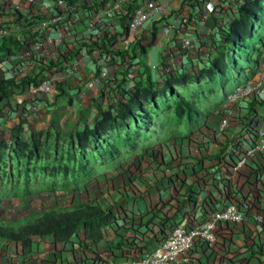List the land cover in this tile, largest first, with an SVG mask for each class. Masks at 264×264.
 <instances>
[{
	"label": "trees",
	"instance_id": "trees-1",
	"mask_svg": "<svg viewBox=\"0 0 264 264\" xmlns=\"http://www.w3.org/2000/svg\"><path fill=\"white\" fill-rule=\"evenodd\" d=\"M64 1L68 5L77 3L81 9L96 11L102 9L110 0H102L100 4L91 1L90 7L86 0ZM137 1L127 0L122 7L119 24L125 33L126 20ZM201 2L203 0H185V3L195 11L201 10L199 6ZM263 4L264 0H245V4L239 6L236 12L229 16L224 28L216 27L218 35L212 36L211 47H204L207 49L206 52H199L194 62L189 59L188 64L180 68L176 62H172L175 58L177 60L181 58L176 40L177 50L162 58L154 67V71L144 60L148 47L142 45L141 41L135 43L129 51L107 52L118 56L125 70L119 75L114 72V80H109L114 83L111 104L101 113L91 129L85 128L62 136L58 132L33 130L27 122L20 119L4 137L0 136V199L24 198L39 193L42 189L54 191L56 187L66 188V184L60 183L52 187L47 186L46 180L54 177H60L64 181L78 180L81 176L91 175V170L97 165L93 158L110 162L118 157L119 161L116 164L118 167L132 155L144 154L150 149L166 145L173 138H181L183 134L188 136L199 131L206 118V113L201 111L200 99H203L205 109L215 101V95L211 94L215 90L205 89L203 83L212 84L209 76L223 72V68L232 64L231 57H234L233 65L237 72L240 73V70L245 74V68L237 67V58L251 59V54L257 48L254 42L248 40L254 39L256 35L255 39L260 43L264 37L261 35V29H264ZM188 16L192 18V13L189 12ZM22 18L25 20L19 14L16 23L20 25ZM197 27L188 30L186 22H179L177 31L195 35L199 39ZM19 36L24 40L32 38L36 42L40 34L32 29L20 28ZM198 41L206 45L204 41ZM24 47L25 42H20L15 36L2 37L0 57L16 55ZM98 47L101 48L99 45ZM75 56L76 52L70 56L63 54L59 59L47 61L37 72L20 79L5 77L0 80V99H8L16 91L27 94L31 102L28 112H31L30 115L33 114V103L41 97L31 94L30 88L38 85V80L45 70L52 69L57 63H69L67 59L72 60ZM197 61L201 65L199 70L195 69ZM112 68L113 65L111 71ZM194 85L197 87L191 90ZM194 116L200 118L195 126ZM189 124L191 126L187 129ZM48 135L52 136L54 143H48ZM63 139L66 141L64 148H59L55 141L63 142ZM114 140L115 144L109 145ZM46 143V153L52 154L48 166L41 163V159L45 157L41 149ZM157 143L161 144L155 145ZM73 146L74 151L71 149ZM78 152L80 154L82 152L81 157H78ZM60 155L65 156V161L59 163ZM82 155H89L92 159L85 162ZM67 162H72V166L69 167ZM85 167L88 169L87 174H79V169ZM168 219L163 217L160 221L165 223ZM113 220L111 210L102 208L97 201H91L73 207L33 212L15 219L0 217V239L21 244L25 253L30 250L32 239L35 237L51 236L55 243H66L82 228L84 239L90 243H97L102 240L103 229ZM123 242L124 240H118L113 246L114 250L117 252L122 250ZM83 252L91 254L90 259L84 264H88L87 262L103 264L99 256L88 248L84 247Z\"/></svg>",
	"mask_w": 264,
	"mask_h": 264
},
{
	"label": "crops",
	"instance_id": "crops-1",
	"mask_svg": "<svg viewBox=\"0 0 264 264\" xmlns=\"http://www.w3.org/2000/svg\"><path fill=\"white\" fill-rule=\"evenodd\" d=\"M147 1L138 0L135 5ZM206 1L203 0L199 4L201 10L196 8L195 11L185 3V0H168L167 12L160 20L148 24L138 37H125L122 42L112 41L115 44V50L112 48L113 52L118 50L129 51L135 43L141 41L142 45L148 47L144 60L154 71V67L159 64L162 58L167 57L171 51L177 50L175 48L176 41H178L177 44L180 48V38L187 35L177 31L179 22H186L188 30L198 26L196 29L200 34H210L212 23L201 21L200 16L206 7ZM189 12L192 13V18L188 16ZM255 47L258 50L254 51L252 57L256 59L260 71L264 72V38L260 43L256 42ZM178 53L179 55L181 53V58L172 59V62H176L179 68L188 64L189 59H192V62L196 59L193 50H181ZM116 58L120 59L114 56V59ZM120 62L122 64L121 59ZM74 65V75L70 76L68 80L66 79L63 84L59 83L54 95L52 97V94L50 95L51 98L48 96L46 101L42 98L33 103L40 108L35 116L21 115V111L18 110L10 123L0 122V129L3 126L11 129L20 119L27 122L33 130L58 132L62 136L82 131L85 128L91 129L101 113L111 104L114 84L97 86L90 84V77L96 71L93 70V65H97L94 58L92 61L89 57L80 56ZM200 68L201 65L198 64V69ZM89 70L92 71L88 72ZM123 70L125 67H122L119 72ZM88 80L89 83H87ZM25 99H27V94H25ZM262 107L264 109V103ZM212 122H214L213 116L207 120V126L209 127ZM204 131L206 132L205 128H202L188 136L183 134L181 138H173L159 148L150 149L144 154L133 155L112 170V172L118 171L115 173L117 175L115 181L117 182L113 186H109L108 183L100 180V177L105 178V175L98 176L97 174L96 176H89L88 180H85L84 176L79 177L78 187L73 188L75 190L56 187L54 191L42 189L39 193L22 199H0V213L5 212L6 214V216L0 214V217L6 219L20 218L33 212L78 206L91 201H97L102 208L111 210L114 215L111 226L103 229L102 240L97 243H90L85 240L82 228L76 236L66 243H55L51 236L35 237L32 239L30 250L25 253L21 244L9 243L0 239V245L7 248L6 251L15 256L11 264H28L29 260L38 258V256L39 260L42 258L40 264H84L91 257L88 252H83L84 247L96 253L103 264H113L119 259L117 255H120L113 246L118 240H124L128 237H132L137 243L144 245L150 252L160 227L158 224L160 218H168L174 212L185 209L192 196V190L197 186L203 187L210 182L211 169L208 167L215 164V157H219V154L216 148L201 146L200 142L204 141V135H202ZM0 136L2 137L1 134ZM226 136L229 137V134ZM155 153L159 154L160 160L154 159ZM157 163L165 166H159ZM139 164L140 166L144 164L149 166L148 174L141 180L138 179L139 181L136 183H132V186H126L130 184L128 182L133 181L126 171L129 166ZM218 169L219 166H216V170ZM143 170V168L140 169L139 173L141 174ZM89 183L95 186V193L89 197L87 194L78 193ZM244 184L243 180L233 177L231 187L235 189V192L241 193L242 198L252 199L259 204L260 208H264V173L260 184L253 183L251 194H245ZM124 185L126 187L122 189ZM120 187L121 190H117ZM74 191H76L74 195L69 194ZM40 194H45L47 199L43 196L40 197ZM50 198L53 200L52 203L49 202ZM159 207L161 208L159 209ZM151 212H153L151 216H145ZM137 218L141 220L147 218L149 224L141 223ZM148 225L150 229L147 234H144L145 227ZM75 238L79 243L77 250L71 248ZM224 238L220 245L209 249L195 250L190 264H264V224L257 225L249 221L242 227L238 226L237 231L230 234L229 238ZM35 241L40 242L36 244ZM0 264L10 263L2 257Z\"/></svg>",
	"mask_w": 264,
	"mask_h": 264
},
{
	"label": "built area",
	"instance_id": "built-area-1",
	"mask_svg": "<svg viewBox=\"0 0 264 264\" xmlns=\"http://www.w3.org/2000/svg\"><path fill=\"white\" fill-rule=\"evenodd\" d=\"M7 1L0 0V39L8 35L14 36V28L20 14L25 18L21 19L20 28L38 32L42 40L37 42L27 40L25 47L16 55L0 57V80L5 77L14 79L26 77L37 72L47 61L59 59L63 54L67 56L66 53L59 52L56 58H45L43 54L45 34L43 35L42 31L51 25L56 26V32H61L62 28L65 30L76 28L83 21V17H86L85 37L99 46L105 38L111 39L112 44L108 47L95 48L84 56L97 60L99 68L90 77V84L95 86L108 79L111 68L109 65L114 60V56L107 53L113 52L112 48L115 50L112 41L122 42L125 37H138L148 24L160 20L166 14L169 5L168 0H148L134 5L126 20L125 33L119 19L127 0H110L102 9L96 11L81 9L77 3L68 5L64 0H48L53 6L37 8L39 15L49 16L47 22H35V19L30 17L33 14L29 15L31 12L29 5L34 3L35 6H39L42 4L40 0H18V4L15 0ZM86 1L90 7L91 1L100 4L102 0ZM206 7L210 8L211 4ZM205 8L201 14V21L207 19ZM15 38L22 43L26 40L18 35ZM181 44L188 47L189 38H183ZM80 56H75L72 64L71 61L63 62L58 74L61 81L75 73V60ZM54 69L56 68L45 70L42 75L45 72L54 74ZM52 87H54L52 80L47 78L41 83L38 82L31 91L50 92L53 90ZM263 98L264 72L258 70L230 93L220 107L213 110L214 122L202 133L204 141L200 142L201 146L216 148L219 154V157H215V164L208 167L211 169L210 182L192 190V196L185 209L174 212L165 223L158 221L160 227L150 252L144 245L128 237L124 239L122 250L118 251L120 253L117 255L118 261L113 264H190L195 250L209 249L222 244V239L229 238L230 234L237 231L238 226L242 227L249 221L257 225L264 224V208H260L252 199L242 198L241 193L235 192L231 187L233 177H237L245 182V194H251L253 183L257 185L263 180L264 109L251 106L254 99ZM39 109L38 105L32 107L34 114ZM226 134H229V137ZM156 158L160 156L155 155ZM216 166H219L218 170ZM153 212L145 216H151ZM138 220L149 224L147 218ZM149 229L150 226H146L144 234H147Z\"/></svg>",
	"mask_w": 264,
	"mask_h": 264
},
{
	"label": "rangeland",
	"instance_id": "rangeland-1",
	"mask_svg": "<svg viewBox=\"0 0 264 264\" xmlns=\"http://www.w3.org/2000/svg\"><path fill=\"white\" fill-rule=\"evenodd\" d=\"M17 1L18 0H15L16 4H18ZM42 1H45V2H42ZM40 2L42 4L39 6H35L34 3L29 5V9L31 11L29 13V15L33 14L35 16V17H33V15L30 16L31 19H33V18L35 19V22H42V21L47 22V20L49 19V16L48 15L42 16L41 14L39 15L37 8L38 7L42 8L45 6L47 8H50L53 5L48 0H40ZM206 2H207L206 5L211 4L210 8L209 7L205 8V14L207 15L208 23L209 22L212 23L211 32H212V28H214V30H215L214 36L218 35V33L216 32V26H219L218 29L224 28L226 22L228 21L229 16H231V14L235 13L239 6H243L245 4V0H207ZM263 15H264V4H263ZM83 18H84L83 21L80 22L76 28H74V27L72 29L67 28L66 30L63 28L62 29L58 28V29H61V32H56V29H57L56 26L51 25L48 29H46L47 28L46 27L45 28L46 30L44 29L42 31V34L43 35L45 34V36H44L45 43L43 46V54L45 55V58H48V59L56 58L58 56L59 52H64L67 54V56H70L71 54H74L76 52L77 56L81 55L82 57H84L89 52H92L95 48H99L98 45L96 46L94 43H91L90 40H88V38L85 37L86 34L84 32L85 31L84 25L86 24L87 18L86 17H83ZM214 23H215V25H214ZM213 25H214V27H213ZM35 29H36V27H35ZM19 32H20V25L16 23L15 28H14V36H17V35L19 36ZM49 34H52V36H47ZM261 35L264 36V29H261ZM255 36H254V39L253 38L251 40L249 39L248 42H257V40L255 39ZM36 39H37V41L40 39L42 40L41 37H37ZM27 40L33 41L34 39H32V38L26 39L25 44H26ZM110 44H111V39L105 38L103 40L101 46L102 47H108ZM204 47H205V45H202L197 40V43H192V47L190 48V50H193L195 53H199L200 51L204 52L205 51ZM196 49H197V52H196ZM181 50H186V49L181 48L179 51H181ZM54 60H56V59H54ZM67 60L69 62L71 61L70 62L71 64L74 62V59H72V60L67 59ZM92 61H93V59H92ZM94 61H95V63H97L96 59H94ZM237 61H238V63H237L238 68L250 69V68L254 67V62L251 59L242 58V60H241V59L237 58ZM231 62H232V64H230L228 67L223 68V72L214 73L211 75V77L209 76V79L212 82V84H203V87L205 89H207L209 87H213L217 90L216 95H215V101L221 100L223 98V94L226 95V94H229L231 91H233L242 82V79H244V74L240 70H239V72L241 74L238 73L236 67L233 65L234 57H231ZM112 65L114 68H112V71L110 68L108 79L106 81L102 82V85L113 83V82H110L109 80L110 79L114 80V72L118 75L120 73L124 72V70L119 72V70L122 68L120 59H118V58L114 59L110 63L109 66L111 67ZM62 66H63V62H61L59 64L57 63L55 66L56 69H54V71H55L54 74H51L49 72H45L41 76V78H39V80H38V82L41 83L43 79H47V78L51 79L52 84L54 86V87H52V89H53L52 91L46 92V91L42 90L38 93L34 92V91H30V93L33 94L34 96L41 97V99L43 98L44 101H46V97L48 98V96H49V98H51L54 95V91L58 88V84L59 83L63 84V82H64V81H61L59 79V76H58V74L60 73L59 68ZM93 70H96L95 72H97L98 64L96 66L93 65ZM85 71H87V70H85ZM91 71L92 70H89L88 72H91ZM111 72H112V74H111ZM70 76H72V75H70ZM70 76L67 77V80L70 78ZM155 78H156V74H155ZM87 83H89V80ZM193 87H197V85L192 86L190 89L192 90ZM220 89H223V92ZM31 90H32V88H31ZM50 95H51V97H50ZM28 99L29 98H27L25 100V94L20 92V91H16L8 99H0V122L6 121V123H10L11 120L13 119L12 117L15 116V113H17L18 110L21 111L20 112L21 115L27 114L29 116L31 112L30 111L28 112V108H29L31 102ZM199 102H200V106L202 107L201 111L206 112L207 110L203 106V99H200ZM24 110H26V112H24ZM199 121H200V118L195 117V116L193 117V125L194 126H195V124L197 125L199 123ZM190 124H192V122H190ZM190 124L187 125V129H188V127L190 128V126H191ZM10 126L12 127V124H10ZM6 130L9 131V129L5 128V126H3L2 129H0V134L2 135V137L7 134ZM49 142L54 143V140H53L52 136L48 135V143ZM65 143H66V141L64 139H63V142L61 140L59 142L55 141V144H58L59 148H64ZM113 144H115V140L113 141V143H109V145H111V146ZM159 144H161V143H157L155 145H159ZM46 147H47V143L45 144L44 147L42 146V149H41L42 154H45V157L43 159H41V163H44L45 165L48 166L50 164L49 161H50V156L52 154L46 153V150H45ZM71 149L74 151L75 147L73 146ZM76 151H77V149H76ZM81 154H82V152H81ZM81 154L78 152L77 153L78 157H81ZM82 156H83V161H85V162L90 161L92 159V158H90L89 155H82ZM130 157H133V155ZM117 158L118 157H116L113 161H110V162H102V160H96L95 158H93L94 162L95 161L97 162V165H95V167L91 170L90 177L96 176L97 174H98V176H100V175H105L106 177L109 176L108 178L100 177V180H102V182H104V183H108L109 186L115 185L117 182V181H115V179L117 178V175L115 173H117L118 171L112 172V170L116 169V164L119 161ZM52 160H54V159H52ZM62 161H65L64 155H60L58 157V162L60 163ZM67 163H68L69 167L72 166V162H67ZM158 165L159 166L160 165L165 166L162 164H158ZM148 167L149 166H147L146 164H144L143 166L142 165L140 166V164L137 166H133V165L129 166L126 173L129 174V176H130L129 178L132 179L133 181L128 182L130 184H127L126 186H128V185L132 186V183H136L137 181H139L138 179L141 180L142 177H145L149 172L147 169H150ZM142 168L144 170L140 174L139 171ZM87 171H88V169L86 167L84 169L80 168L78 173L83 175V174H87ZM109 172H111L112 174L110 175ZM71 175H72V173H71ZM88 178H89V174L87 176H84L85 180H88ZM46 181H47L46 185L51 186V187L54 186L56 183H60L62 185L66 184V188H70V189L78 187V180H75V179H71V180L69 179L68 181H64L60 177H58V178L54 177L52 179L47 178ZM96 183L98 184V182H96ZM97 184H94V185H97ZM126 186L124 185L122 187V189H125ZM85 187L80 189V191L78 193H81L84 195L87 194L89 197V196H91V194L96 192L95 186H93L92 183H89L88 186L86 188ZM73 190H75V189H73ZM117 190H121V187H120V189H117ZM75 192L76 191L70 192L69 194L74 195ZM44 195L45 194H40L39 196L45 197ZM24 198H26V197H24ZM19 199H22V198H19ZM49 202L52 203L53 200H51V198H50ZM0 214L2 216H6L5 212H2ZM7 214H10V213H7ZM38 242H40V241H38ZM38 242L35 241L36 244ZM78 244L79 243H78V241H76V238H75V241L71 244V248L73 250H74V248H76L75 250H77ZM0 247H2V250H0V258H2V257L6 258L7 261L11 264V262L14 260L15 256L13 255V253L6 251L7 248H3L2 245H0ZM41 259L39 260V256H38V258H34V259L29 260L28 264H40Z\"/></svg>",
	"mask_w": 264,
	"mask_h": 264
},
{
	"label": "clouds",
	"instance_id": "clouds-1",
	"mask_svg": "<svg viewBox=\"0 0 264 264\" xmlns=\"http://www.w3.org/2000/svg\"><path fill=\"white\" fill-rule=\"evenodd\" d=\"M202 14V13H201ZM201 16V15H200ZM207 21V19L205 20V22ZM214 25H215V23H214ZM214 25H213V27H214ZM217 27V26H216ZM211 29V28H210ZM213 30H212V32H211V30H210V34L208 35H203V34H200L199 32V34H200V38L199 39H197L196 37H195V35H192V34H190V35H185V36H183L182 38H180V48H182V49H186V51L188 50V51H190V48L192 47V43H197V40H202V41H204L205 43H206V45H205V47L207 46L208 48H210L211 47V40H212V37L211 36H213L214 35V28H212ZM197 30V29H196ZM191 33H193V32H191ZM192 35V36H191ZM208 36V37H207ZM183 38H189V40H190V44H189V46L188 47H183L182 46V44H181V40L183 39ZM264 38V37H263ZM255 44H256V42H254ZM205 51L204 52H206L207 51V49H204ZM210 50V49H209ZM258 50V49H257ZM256 50V51H257ZM185 51V50H184ZM196 52H197V49H196ZM201 52V51H200ZM193 53H195L194 51H193ZM202 54H204V53H202ZM195 55H196V57H197V55H198V53H195ZM252 55H253V53L251 54V60H253V62H254V67L253 68H250V69H246L245 68V71H244V79H242V82L236 87V88H238V87H240L245 81H246V79L249 77V75L250 74H255L258 70H260L259 69V67H258V65H257V63H256V59L254 58L253 59V57H252ZM194 60H196V59H194ZM198 61L195 63V68H196V70H199L198 69ZM201 69V68H200ZM203 84H209V83H203ZM209 88H213V87H209ZM209 88H207V89H209ZM235 88V89H236ZM214 90H215V92L214 93H211V94H213V95H216V92H217V90L215 89V88H213ZM234 89V90H235ZM222 92H223V89H220ZM233 90V91H234ZM30 91H31V88H30ZM233 91H231L230 93H232ZM229 93V94H230ZM229 94H226V95H224L223 94V98L221 99V100H217V101H214L210 106H209V108H207L206 110V118L204 119V122H203V124L201 125V128L199 129V131L202 129V128H205V130L207 129V120L211 117V116H214L213 115V110L214 109H216V108H218V107H220L223 103H224V100H225V98L229 95ZM264 101V98L263 99H260V100H258V99H254L253 100V102L251 103V106H255V107H258V108H261V109H263V107H262V104L264 103L263 102ZM262 102V103H261ZM33 105H37V104H33ZM40 110V109H39ZM39 110H38V112H39ZM37 112V113H38ZM37 113H33V114H31V115H33V116H35ZM202 133V132H201ZM157 148H159V147H157ZM154 155H159V154H154ZM155 159V158H154ZM156 160V159H155ZM154 160V161H155Z\"/></svg>",
	"mask_w": 264,
	"mask_h": 264
}]
</instances>
